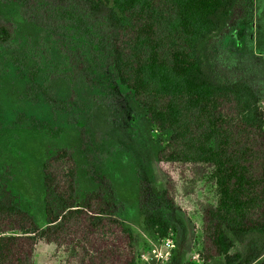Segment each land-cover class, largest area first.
I'll list each match as a JSON object with an SVG mask.
<instances>
[{
	"label": "trees",
	"instance_id": "16d2710c",
	"mask_svg": "<svg viewBox=\"0 0 264 264\" xmlns=\"http://www.w3.org/2000/svg\"><path fill=\"white\" fill-rule=\"evenodd\" d=\"M14 1L16 18L0 15V76L13 67H27L26 75L29 67H43L34 78L48 83L59 102L30 105L34 114L24 123L87 124L98 102L96 69L108 71L158 131H170L157 152L165 188L143 179L136 185L144 228L159 238L174 231L161 205L173 207L175 184L184 182L203 200L202 264L213 257L255 261L260 248L245 236L264 233V102L255 83L225 64L216 48L230 30L241 32L250 0ZM64 10L86 22L87 48L62 38L55 22ZM8 170L0 166V264H32L37 239L71 251L65 264H134L135 238L108 184L78 194L70 148L48 150L41 165L44 227L20 207ZM235 240L243 252H231Z\"/></svg>",
	"mask_w": 264,
	"mask_h": 264
},
{
	"label": "rangeland",
	"instance_id": "374dc122",
	"mask_svg": "<svg viewBox=\"0 0 264 264\" xmlns=\"http://www.w3.org/2000/svg\"><path fill=\"white\" fill-rule=\"evenodd\" d=\"M19 6L14 0H0V15L16 18ZM55 23L65 42L87 48L89 28L73 11H59ZM238 27L241 32L230 30L217 44V52L225 64L255 83L264 102V0H250V10ZM22 62L24 64L18 61L19 66ZM26 68L10 70L8 67L10 71L0 76V166L9 167V186L18 195L20 207L33 216L36 225L44 227L46 224L41 165L48 150L67 147L72 150L78 166V194L93 189L98 182L108 184L118 204L117 213L135 238L134 264H202L198 252L203 200L197 189L179 181L173 191L174 206L161 203L175 228L166 235L171 238L173 247L165 257L164 237L159 238L144 228L138 213V180L143 179L158 190L167 184L157 152L169 138L170 131H158L132 95L115 83L108 71L98 68V88L93 92L98 102L90 107L87 124L77 122L53 127L33 120L24 123L25 117L34 114L31 106L38 107L49 100L56 107L59 103L55 102L58 95L48 92V83L37 84L34 78L37 71L43 75V67H29L27 75ZM14 108L19 115H24L11 112ZM54 113L56 117L59 115ZM42 114L38 113L40 118ZM245 237L255 239L260 248L261 256L253 264H264V233L251 231ZM243 248L244 244L235 240L231 252H240ZM71 254L53 243L37 239L31 260L32 264H65ZM207 264L226 263L222 257H213Z\"/></svg>",
	"mask_w": 264,
	"mask_h": 264
},
{
	"label": "built area",
	"instance_id": "2783aa9c",
	"mask_svg": "<svg viewBox=\"0 0 264 264\" xmlns=\"http://www.w3.org/2000/svg\"><path fill=\"white\" fill-rule=\"evenodd\" d=\"M162 240H163V245L167 248L166 251H164L163 253V256L165 257L167 254H169V251L173 247V243L169 236L164 237Z\"/></svg>",
	"mask_w": 264,
	"mask_h": 264
},
{
	"label": "crops",
	"instance_id": "0c3cea01",
	"mask_svg": "<svg viewBox=\"0 0 264 264\" xmlns=\"http://www.w3.org/2000/svg\"><path fill=\"white\" fill-rule=\"evenodd\" d=\"M243 251H244V248H243ZM242 250H240V252H243ZM261 256V255H260ZM260 256L256 259V260H258L259 258H260ZM221 258V257H220ZM255 260V261H256ZM255 261H253L251 264H253Z\"/></svg>",
	"mask_w": 264,
	"mask_h": 264
}]
</instances>
